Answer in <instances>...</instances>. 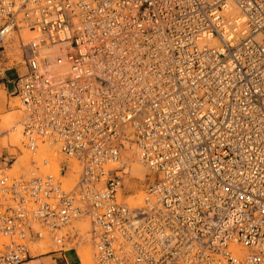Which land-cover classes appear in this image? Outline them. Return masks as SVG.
Segmentation results:
<instances>
[{"label": "built area", "instance_id": "built-area-1", "mask_svg": "<svg viewBox=\"0 0 264 264\" xmlns=\"http://www.w3.org/2000/svg\"><path fill=\"white\" fill-rule=\"evenodd\" d=\"M11 67L25 148L81 172L1 170L0 264L65 253L78 221L95 264H264V0H0ZM131 150L154 175L141 203L120 196Z\"/></svg>", "mask_w": 264, "mask_h": 264}, {"label": "rangeland", "instance_id": "rangeland-1", "mask_svg": "<svg viewBox=\"0 0 264 264\" xmlns=\"http://www.w3.org/2000/svg\"><path fill=\"white\" fill-rule=\"evenodd\" d=\"M23 34H25V33H23ZM18 36H19L18 34H14L13 35L12 39L9 41V44H8L7 48L10 49V52H11L10 54H18V55H20V58L18 59V61L23 62V59H21L22 52H21V50L19 48L20 36L19 37ZM15 44H16V46H15ZM17 44H18V47H17ZM21 70H22L21 68H17L16 67V69H14V71H12L10 74L11 75H18ZM9 106H10V108L8 110L4 109V111L2 113L0 111V120L6 119V117H8L9 113H12V112L14 113L15 112L16 117H17V119L15 118V120H16L15 123H18V124L21 125L22 104L20 103L19 98L15 97V98L11 99V101L9 103ZM12 125L8 126V127L12 128L13 127ZM8 127H7V130L5 128L4 131L2 130L3 132L1 131L2 133L0 132L1 133L0 134V155L2 156L4 154L3 156L7 157L8 161H9L7 166H0V173H1V170H4L9 175H21V174L27 175L31 170H34V168H32V167H34L33 166V161L41 162V160L43 158H48L49 161H50L49 165L45 166L42 163H40L42 172L45 173V174H47V173H55V174L58 173L59 174V172L57 170L58 169V164L60 163V160L63 157L59 156L57 158L56 157L54 158V156L55 155L58 156L57 153H59L58 152V150H59V146L58 145H56L53 142H47L46 144H41L39 146V148H38L36 153H31L29 150H26V148L24 146V137L22 135V137H21V145L20 146L18 145V146H15V147H8V146H6V145H8V142H6V138H8L9 134L11 133V130H10L11 128L8 129ZM21 129H22V125H21ZM9 130H10V132H9ZM44 145L48 146V148L44 149L45 148ZM56 147H58V148L56 149ZM22 150H26L27 151L26 157L28 158V160H27L28 165L26 164V166H24V167H19L18 165H16L15 162H16V160H18V158L21 157V154L24 155L22 153ZM132 151L134 153V150H132ZM5 152L7 153L6 155H5ZM52 154L53 155L55 154V155L53 156ZM63 156H65V155L63 154ZM134 156H135V158H137V156L135 154H134ZM136 164H137L136 162L132 163L130 172L127 175H125V181H126V183L124 185L125 190H124V195L121 198V201H123V202H128L127 201V196L136 194L139 190H144V192H145L146 189L148 188V186L150 185V183L154 181V175L150 172L148 167L142 161H141V164H138V165H136ZM7 168H10V169H7ZM80 172H81V169L78 166V163L75 162L74 173H72L70 176L69 175H64V178L62 179L64 185L65 186L71 185L74 182L75 179L79 178ZM128 179H129V182L127 181ZM66 184H68V185H66ZM130 185H132V186H130ZM145 195L146 194L144 193L143 197ZM143 197H142V199H143ZM128 203H130V202H128ZM82 222L78 221V223H76V226H77V224L82 223ZM85 222L88 223L87 221H84V223ZM75 229H77V227ZM89 229H90V227H89ZM71 230H72L71 227H69L66 230V232L67 231H71ZM67 243H71V244L76 243V244H78V239L76 241H74V242H67ZM7 244H8V239L6 237H4V235L2 233H0V246H1V248H3V250H5ZM54 245L55 244L52 241H50V243H49V241H44V242L31 244V249L33 251V248L34 247L36 248L37 246L38 247L39 246H48V247L51 246L50 248H55ZM66 246H67V244H66ZM1 251H2V249L0 250V252ZM51 253H53V252L50 251L48 253L40 254L38 256L47 255V254H51ZM58 253L62 254L61 255V257H62L61 259L65 262L66 261V259L64 258V254L65 253L60 252V251ZM73 262H75L77 264V263L80 262V260L73 259ZM33 264H40V263L39 262H33ZM94 264H95V258H94Z\"/></svg>", "mask_w": 264, "mask_h": 264}, {"label": "bare ground", "instance_id": "bare-ground-1", "mask_svg": "<svg viewBox=\"0 0 264 264\" xmlns=\"http://www.w3.org/2000/svg\"><path fill=\"white\" fill-rule=\"evenodd\" d=\"M32 35H33V33H31L30 31H26V33L23 34L21 36V38L28 39ZM15 46H16V44H15ZM19 46H20V43H19ZM17 47H18V44H17ZM54 71H55V75L56 76L66 77L69 74V67H68V65L65 62L64 63H56V65L54 66ZM15 118L17 119L16 114H15V112L14 113L12 112V113L8 114V117H6V119L0 120V132L2 130L4 131L5 128L7 130V127L11 126L13 124L12 125L13 127L12 128L10 127L11 129L8 127V129L11 130V133L9 134L8 138H6V142H8V145H6V146H8V147H15V146H18V145L20 146L21 145V137L23 135V133H22L23 132V127L21 129V125L18 124V123H15V121H16ZM10 130H9V132H10ZM44 146H45L44 149L48 148V146H46V145H44ZM57 148L58 147H56V149ZM26 150H22V153L24 155L21 154V157L18 158V160H16V162H15L16 165H18L19 167H24V166H26V164L28 165V163H27L28 158L26 157V155H27V151ZM58 152H59V153H57L58 156H56L55 154H54L55 155L54 156L52 154L54 156V158L55 157L57 158L59 156L63 157L60 160V162L68 161L70 163V168H72L74 170L76 161L74 159H72V158L69 159V158H66L65 156H63V153L60 151V149L58 150ZM126 154L127 155H125L124 162H125V167H126L125 172L128 174L130 172L132 163L136 162L137 163L136 165H138V164H141V160L138 157L135 158L134 153H133L132 150L128 151ZM32 168L35 169V166L32 167ZM7 169H10V168H7ZM57 170L60 173L59 167H58ZM71 174H72V172L68 171V173L65 174V175H69L70 176ZM127 181L129 182V179ZM125 183H126V181H125ZM68 184H66V185H68ZM130 186H132V185H130ZM124 190H125V188H123L120 191V196L121 197H123V195H124ZM144 193L146 194V191L144 192V190H139L136 194L127 196V201L130 202V203H141L143 201L142 197H143ZM76 223H78V222H76ZM75 226H76V224H75ZM76 227L80 228L82 230L81 234L83 235V237L78 239V244H76V243H73V244L67 243V246L64 249L65 253H66L67 261L69 262V264H76L75 262H73V259H78V260H80V262L77 263V264H94L95 248H93L94 246L92 245V243H90V235L88 234L89 223H86V222L84 223V221H83L82 223L77 224ZM73 230H75V229H73ZM4 237H6V236H4ZM6 238L9 240L8 237H6ZM49 243H50V241H49ZM59 245H61V243ZM48 246H39V247L37 246L36 248L34 247L35 249L33 248V255H40V254L48 253V252L56 249L55 245H54L55 248H50L51 246L50 247H48ZM1 249L3 251V248H1V246H0V250ZM26 264H29V263H26Z\"/></svg>", "mask_w": 264, "mask_h": 264}, {"label": "crops", "instance_id": "crops-1", "mask_svg": "<svg viewBox=\"0 0 264 264\" xmlns=\"http://www.w3.org/2000/svg\"><path fill=\"white\" fill-rule=\"evenodd\" d=\"M23 70V67H17ZM16 67L8 68L3 74L0 75V111L1 113L4 109H9V103L11 99L16 97L17 86L16 81L19 77L18 75H11L10 73L14 71ZM7 153L5 152V155ZM4 155V154H3ZM0 155V166L8 165V158ZM60 253L54 251L51 254L37 256L36 258L30 260L28 263L33 264V262H39L40 264H69L66 258V253L64 254V258L66 261L64 262L61 258Z\"/></svg>", "mask_w": 264, "mask_h": 264}]
</instances>
